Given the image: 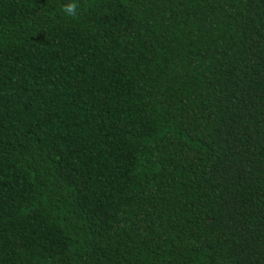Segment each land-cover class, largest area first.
Listing matches in <instances>:
<instances>
[{"label":"trees","instance_id":"16d2710c","mask_svg":"<svg viewBox=\"0 0 264 264\" xmlns=\"http://www.w3.org/2000/svg\"><path fill=\"white\" fill-rule=\"evenodd\" d=\"M0 0V264H264V0Z\"/></svg>","mask_w":264,"mask_h":264},{"label":"clouds","instance_id":"9594fccd","mask_svg":"<svg viewBox=\"0 0 264 264\" xmlns=\"http://www.w3.org/2000/svg\"><path fill=\"white\" fill-rule=\"evenodd\" d=\"M79 8H80V5L76 2V0H72V2L67 3L62 6V11L63 13L66 14V16L76 19L78 18V15H79V12H78Z\"/></svg>","mask_w":264,"mask_h":264}]
</instances>
